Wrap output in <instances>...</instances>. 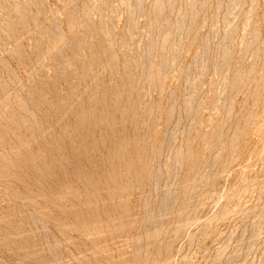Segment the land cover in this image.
Instances as JSON below:
<instances>
[{"label": "bare ground", "instance_id": "6f19581e", "mask_svg": "<svg viewBox=\"0 0 264 264\" xmlns=\"http://www.w3.org/2000/svg\"><path fill=\"white\" fill-rule=\"evenodd\" d=\"M260 173L264 0H0V264L264 247Z\"/></svg>", "mask_w": 264, "mask_h": 264}, {"label": "rangeland", "instance_id": "374dc122", "mask_svg": "<svg viewBox=\"0 0 264 264\" xmlns=\"http://www.w3.org/2000/svg\"><path fill=\"white\" fill-rule=\"evenodd\" d=\"M220 77H221V73L216 74L213 77L212 83H216ZM243 98H244L243 91L240 90L230 91V87H228L227 91L223 93L221 97V101L224 102L225 100L227 101L236 100L239 108H241L242 114H248L249 111L248 108L246 106L244 107L241 106V101L243 100ZM187 123L188 120H185L183 123L180 124V126L181 125L185 126ZM259 175H264V173H260ZM193 201L194 200H190L189 204H191ZM182 206L183 204L180 203L178 206L176 205V208H180ZM192 214H194V212ZM209 214L210 213H207V215ZM236 224L240 227L242 226L240 221H238ZM228 225H229L228 223H223L220 226V228H222L221 230L225 234H227L228 232L227 231ZM195 242L197 243L196 247L193 246L190 247L188 243H184L183 248L180 250V256H179L180 264H184L186 262L185 258L191 253H197L203 255V257L200 259V262L202 264H220L219 260L222 259L220 258V256L223 257L225 255L228 256L232 255L234 263L247 264L250 263V261H252V256L264 254V252L262 251L264 247L258 248L257 247L258 244L253 246V248L249 252H247V249L243 245H241V242L236 237H233L231 242L228 243V245L223 250L222 248L224 246L225 239L220 235V233H218L217 227L213 228L211 226H206L203 229H201L200 232L195 234ZM221 252H223L222 255L220 254ZM246 252L249 253L248 257L246 256Z\"/></svg>", "mask_w": 264, "mask_h": 264}]
</instances>
